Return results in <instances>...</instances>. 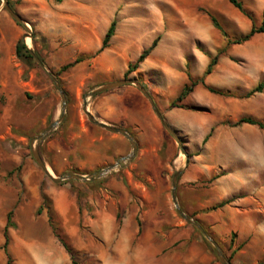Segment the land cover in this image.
<instances>
[{"label":"rangeland","instance_id":"1","mask_svg":"<svg viewBox=\"0 0 264 264\" xmlns=\"http://www.w3.org/2000/svg\"><path fill=\"white\" fill-rule=\"evenodd\" d=\"M242 1L253 19L229 0H70L68 6L56 0H11L35 33L27 37L31 44L24 42L42 57L67 96L65 116L41 141L40 153L54 175L75 172L90 178L56 182L34 159L31 140L35 146L37 136L59 118L61 95L39 63L16 56V43L27 29L0 0V264H7L2 246L11 210L12 264H72L59 237L73 249L76 264H196L198 259L186 258L194 249L197 257H211L207 264H222L202 232L177 212L172 177L194 164L206 171L200 173V183L234 177L264 183V129L233 125L244 115L264 120V32L240 44L231 42L253 24H262L264 0ZM113 19L115 34L98 51ZM156 38V47L127 77L147 87L182 148L136 84L94 94L87 105L97 120L98 101L117 94L112 98L117 117L106 124L126 128L138 142L131 161H120L94 179L99 170L131 154L132 145L124 134L89 120L84 96L109 82L110 75H119L113 80L125 77L129 63ZM76 57L82 60L59 71ZM214 58L212 72L205 75ZM259 64L260 72L254 71ZM193 82V91L176 100L184 85ZM260 83L263 88L247 95ZM207 86L231 93H213ZM123 97L133 109L119 120ZM179 178L178 201L184 191ZM188 215L205 228L201 219Z\"/></svg>","mask_w":264,"mask_h":264},{"label":"crops","instance_id":"2","mask_svg":"<svg viewBox=\"0 0 264 264\" xmlns=\"http://www.w3.org/2000/svg\"><path fill=\"white\" fill-rule=\"evenodd\" d=\"M59 4L71 5L70 0H63ZM73 11H77V8ZM249 46L250 50H253L251 54L256 53L254 44ZM254 71L260 72V64ZM115 78H119V75H110L106 80L111 81ZM131 90L127 88L126 91ZM116 95V93L106 95L96 104L99 121L115 122L113 119L117 117L118 105L112 98L115 99ZM121 101L123 103L118 113L119 120L129 117L133 109L125 97ZM184 123L181 121L182 128L187 129ZM189 139L192 141L191 138ZM200 173L205 175L206 171L194 164L187 166L181 172L179 189H184L183 193L179 194L181 208L187 214L192 213L195 218L202 220L205 228L209 229L222 244L228 256L232 255L233 264H264V183H250L235 177L229 181L218 179L213 184L200 183L197 182L200 179ZM206 177H209L208 172ZM225 200L228 202L223 206L216 210H209L210 207ZM214 220L217 221L216 225ZM231 232L236 234L234 240H232ZM186 258L193 261L198 259L196 264L211 262V257H197L195 249L187 253Z\"/></svg>","mask_w":264,"mask_h":264},{"label":"water","instance_id":"3","mask_svg":"<svg viewBox=\"0 0 264 264\" xmlns=\"http://www.w3.org/2000/svg\"><path fill=\"white\" fill-rule=\"evenodd\" d=\"M3 5L5 6V8L7 9V11L9 12V14L12 16V18L14 20H16L17 22H19L20 24L24 25L27 29V33L24 34L23 36V40L25 41L27 39V37H31L33 38L35 36V33L31 30V28L27 25L26 20L21 16V14H19L18 12H16L12 6L9 3V0H2ZM31 54L34 56V58L36 59V61L40 64V66L46 71V73L48 74L49 78L51 79V81L55 84L56 88L58 89L60 95H61V99H62V108H61V114L59 116V118L55 121H53L45 130H43V132H41L37 138L39 139L38 143L33 146V139L31 140V146H32V154L34 159L37 161V163L39 164V166L42 168V170L45 172V174L52 179L53 181L59 182L62 181L64 179H79V180H89L90 178L79 174V173H75V172H65L61 175H54L53 173H51L49 171V167L47 166V164L45 163L40 150H39V145L41 143V141H43L56 127L57 125L63 120L65 113H66V107H67V96H66V92L63 89L61 83L59 82V80L55 77V75L47 69V67L45 66L43 60L37 55L35 54V52L33 50H31V48L28 46ZM136 84L138 86V88L141 90V92L148 98L154 112L156 113V115L159 117L160 121L162 122L163 126L173 135L176 137L177 141L179 142L181 148H182V141L181 138L177 135L176 131L171 127V125L166 121V119L164 118L161 110L159 109V107L157 106V104L155 103V100L153 98V96L151 95V93L148 91V89L145 87L144 84H142L139 80H137L136 78H130V77H123L117 80H113V81H109L106 82L98 87H96L95 89L91 90L90 92H88L87 94H85L84 96V100H83V110L86 113V115L88 116L89 120H91L93 123L102 126L110 131L113 132H119L121 134H124L130 141H131V145H132V152L131 154H129L126 157H122L120 158V160H118L116 163L123 161L125 162L126 160L131 161L133 159V157L136 155L137 151H138V142L136 140V138L134 137V135L127 130L126 128L123 127H118V126H111L109 124L103 123L99 120H97L95 118V116L89 112L88 110V105H87V98L89 96H92L94 94L100 93V92H104L125 84ZM188 162V161H187ZM115 164L109 165L101 170L98 171V175L94 178H98L101 177L103 175H105L106 173H108L109 171H111L113 169ZM182 170H177L172 177V199L173 202L175 204L176 210L177 212L189 223L194 224L201 232L202 234L205 236V238L210 241L212 243L213 246H215L216 248V253L217 256L219 258V260L221 261L222 264H233L228 257L225 255V253L222 251L221 248H219L218 243L209 235V233L206 231V229L195 219H193L192 217H190L180 206L179 201L177 199V195H176V188H177V183H178V178L181 174Z\"/></svg>","mask_w":264,"mask_h":264},{"label":"trees","instance_id":"4","mask_svg":"<svg viewBox=\"0 0 264 264\" xmlns=\"http://www.w3.org/2000/svg\"><path fill=\"white\" fill-rule=\"evenodd\" d=\"M58 2L62 1V0H56ZM229 2L236 7L237 9H239L244 15H246L247 17L253 19V14L245 7L244 3L242 0H229ZM10 5L12 6L11 0H9ZM263 21L262 24L260 26H256L255 24L252 25V27L250 28V30L248 32H246L245 34L234 38L231 40V42L233 43H243L247 40H249L252 36H254L256 33H260V32H264V8H263ZM211 20L213 22V25L219 29L221 31V33L223 34V36L228 37V34L226 33V31L222 28V26L220 25V23L218 22V19L216 18L215 15L209 13ZM116 24L117 21L116 19H113L108 27V29L106 30L105 36L102 40V44L99 48L98 51H102L103 49H105L106 47H108L109 42L112 38V36L115 34V30H116ZM157 38L153 40L152 44L145 48L139 55V57L136 59V61L134 63H129L128 69L125 72V77H127V75L138 69L139 65L147 58V56L150 54V52L156 47L157 45ZM15 54L16 56L25 61V62H29V61H34L35 63H38L35 61L34 56L31 54L28 46L26 45V43L24 42V40L19 39L18 42L16 43L15 46ZM40 58L42 59V57L40 56ZM43 60V59H42ZM82 60V57H76L73 61L68 62L66 64H64L61 68H60V72L61 71H65L68 68L72 67L73 65H75L76 63L80 62ZM44 62V60H43ZM216 64V58H214L207 66V69L205 71V75L206 74H210L213 70V66ZM196 84V82H193L192 85H184L183 89L181 90V92L177 95L176 100L178 101H182L184 100L191 91H193V86ZM146 87V86H145ZM147 88V87H146ZM207 88L213 92V93H218V94H230L231 91L230 90H224V89H219L213 86H207ZM261 88H263V84H258L255 88L251 89L247 95H251L252 93H254L257 90H260ZM173 100L171 101V105L172 106H177L175 104V101ZM181 106V105H180ZM242 124H250V125H255L261 129H264V120L258 119L254 116L251 115H244L241 116L238 120H236L233 125H242ZM213 128L211 129V131L204 137L203 139V143H205L208 138L211 136ZM228 200L222 201L212 207L209 208V210H215L221 206H223L225 203H227ZM12 214L13 211H9L8 212V216H7V224L5 227V232H4V237H5V241L4 244L2 246V248L5 250V252L7 253L8 259H7V264H12V258L9 255V251H8V242H9V235H8V227L12 224ZM192 216V215H191ZM57 236L59 237V235L57 234ZM235 236L234 234L232 235V240H234ZM60 241L62 242V244L65 246V248L67 249V251L71 254V259H72V264H76L75 260H74V253H73V249L67 244V242L63 239L60 238ZM205 242L207 244V247L209 248V250L211 252L216 251L215 246L212 245V243L210 241H208L207 239H205ZM242 245V244H241ZM240 245V246H241ZM239 246V247H240ZM228 259L230 261H232V255L227 256Z\"/></svg>","mask_w":264,"mask_h":264},{"label":"bare ground","instance_id":"5","mask_svg":"<svg viewBox=\"0 0 264 264\" xmlns=\"http://www.w3.org/2000/svg\"><path fill=\"white\" fill-rule=\"evenodd\" d=\"M27 43L28 44H31V41L27 38ZM118 166H120L119 165V162L118 163H115V165H114V167L113 168H115V167H118ZM49 171L52 173V171L49 169Z\"/></svg>","mask_w":264,"mask_h":264}]
</instances>
